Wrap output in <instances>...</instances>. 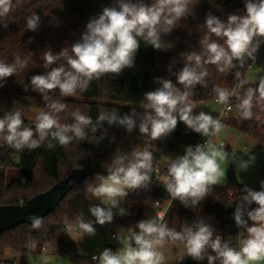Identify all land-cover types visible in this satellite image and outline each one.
<instances>
[{
    "label": "clouds",
    "instance_id": "1",
    "mask_svg": "<svg viewBox=\"0 0 264 264\" xmlns=\"http://www.w3.org/2000/svg\"><path fill=\"white\" fill-rule=\"evenodd\" d=\"M22 2L16 0L14 4L13 0H0V17L6 18ZM199 3L200 0H151L150 3H145V0H115L114 5L105 7L98 17L89 19L80 38L70 48L66 46L57 54L51 49L43 52L41 60L45 71L31 76L30 85L41 95L48 110L37 114L34 128L25 126L21 111H8L0 117V141L17 151L39 148L44 141H47L49 149L56 146L53 141L64 147L74 139L99 143L103 137L97 139L94 134L104 122L121 126L129 134L138 129L140 135L156 141L168 137L178 122H182L206 140L194 147L187 146L183 155L172 159L167 175L162 177V184L171 200L179 201L185 208L198 207L225 175L221 162L227 153L214 143V138L225 125L220 118L208 112L194 114L197 105L191 98L197 85L208 88L206 65H215L220 73L243 69L249 59L252 61L249 67L255 65L259 48L264 44V0H244L245 13L230 14L226 20L207 14L203 22L207 31L199 42L201 50L181 53L185 62L175 73V83L169 78H155L159 87L144 94L142 112L135 107L123 116L118 115L115 109L102 111L94 123L90 116L76 109L71 114L73 123L65 124L60 122L58 114L65 111L67 105L51 93L58 90L60 97L76 96L87 91L93 80L107 74L119 76L124 69L133 68L141 40L158 51L171 48L162 37L170 34ZM40 21L36 13L29 16L27 30L36 32ZM213 36L218 39H212ZM61 59L66 63L54 66ZM27 65L28 60L19 55L14 63L0 60V88L5 86L7 78L24 70ZM171 70L169 65L168 71ZM234 77L236 87L244 89L243 94L236 97L239 119L251 120L254 107L264 111V76L258 77L256 82L236 70ZM253 83L254 87L245 88V85ZM212 92L219 104H228L233 95L228 88L219 85L213 86ZM244 154L248 155V160L241 158L236 162L241 171H246L256 160L249 152ZM153 159L151 151L134 150L130 155H115L104 166L107 174H97L94 178L97 182L86 187V192L100 201V204L89 208L94 221L85 220L83 213L75 218L82 237L96 235L94 224H110L114 219V209L115 215L129 214L120 205L130 192L150 187ZM260 185L259 191L245 185L241 189L243 194L238 197L233 219L247 235L239 240L237 247L216 234L214 226L202 218L177 231L168 227L161 214L158 220L137 222L134 231L123 235L118 233L115 238L122 241V248L117 251L105 248L92 256V260L99 264H166L162 249L173 245L182 246L179 262L190 257L198 262L206 259L207 264H261L264 262V181ZM252 204L257 207L251 208ZM29 220V226L34 230L44 226L42 217L30 215ZM64 223L71 229L72 224L67 218Z\"/></svg>",
    "mask_w": 264,
    "mask_h": 264
},
{
    "label": "trees",
    "instance_id": "2",
    "mask_svg": "<svg viewBox=\"0 0 264 264\" xmlns=\"http://www.w3.org/2000/svg\"><path fill=\"white\" fill-rule=\"evenodd\" d=\"M151 0H145L150 3ZM16 3V0H13ZM115 0H23L13 8L6 18L0 17V60L6 63H14L15 57L28 60L27 67L18 71L14 76L7 78L5 86L0 88V117L8 111H13L14 99L33 105L40 110H48L41 95L31 89L30 78L33 75L43 74V61L41 56L46 49H51L54 54L59 53L64 47L75 43L85 30L90 18L98 17L105 7H111ZM36 13L40 16V27L36 32L27 30V18ZM218 16L226 20L230 14L243 15L245 13L244 0H200L190 15L179 22L178 26L165 37L166 44L172 47L158 51L150 45H145L141 40V46L137 52L134 67L124 69L119 76L107 74L99 80H93L87 91L76 96L60 97L58 90L51 93L54 98H59L67 105L65 111L59 113L61 123H73L72 112L79 109L83 114L96 122L102 111L118 110V115H125L135 107L142 112L144 94L155 90L159 84L155 78H169L176 82L175 73L184 66L185 57L181 53L191 51L199 52L200 40L207 31L203 22L207 14ZM7 24L5 28L3 25ZM31 38V43L29 40ZM212 39H218L215 36ZM223 43L222 40L219 41ZM66 63L63 59L57 61L54 66ZM169 65L172 67L168 71ZM208 69V88L197 85L194 97L191 101L205 99L206 92L213 96L212 88L215 85L230 89L235 83L233 69L230 73H220L215 65H206ZM242 73H244L242 71ZM179 86V85H178ZM248 86H255V83ZM244 89L238 88L232 100L231 113L239 117L236 105L239 103L237 96L243 94ZM251 120H240L238 129L255 143L264 142V111L259 107L253 108ZM24 120V119H23ZM25 126L34 128L35 124L24 120ZM99 143L73 140L67 147L56 145L47 147V141L36 149L25 148L17 151L9 148L0 141V172L3 177L7 170H14L16 174L7 183L0 186V205H16L21 200L25 202L30 197L47 190L56 182L67 177L74 169L83 167L89 162L90 173L77 183L61 200L54 211L44 217V226L39 230L32 229L29 224H21L0 234V254L6 250L26 253L32 244L37 252L42 247L52 245L55 253L71 252L73 264H94L89 257L78 255L73 244L66 241V231L69 228L64 220L67 218L72 224L73 230H78L75 218L83 213L85 220H93L89 208L100 201L86 192L88 184L96 183L97 174L106 175V166L115 155H130L134 150L141 151L144 141H150L149 150L158 156L166 138L152 140L147 135H140L138 129L132 133L118 125H108L104 122L94 134ZM89 136L91 133L89 132ZM172 143L167 145L170 150H176L179 143H195L200 139V134L188 129L178 122L177 128L169 135ZM229 180L225 184H217L212 187L210 195L196 208L183 207L179 214V224L176 228L181 231L186 225L191 226L199 219L211 223L225 240L237 234L238 227L232 218L238 197L242 195L241 189L246 185L239 183L233 169L228 167ZM253 190H261V185H247ZM160 186L152 183L148 189L130 192L127 201L132 198H148L158 196ZM102 206V205H101ZM257 207L255 204L251 208ZM128 215H115L113 222L121 224L128 229H135L137 222L143 220L139 210L134 207ZM127 210V208H125ZM247 219V217L245 216ZM251 224V221H249ZM96 224H94V227ZM138 231V229H137ZM247 233L243 229L242 238ZM110 248L111 246H106ZM13 260H2L0 264H13ZM207 264V260L194 261L190 257L178 264Z\"/></svg>",
    "mask_w": 264,
    "mask_h": 264
},
{
    "label": "rangeland",
    "instance_id": "3",
    "mask_svg": "<svg viewBox=\"0 0 264 264\" xmlns=\"http://www.w3.org/2000/svg\"><path fill=\"white\" fill-rule=\"evenodd\" d=\"M243 72L245 77L258 82V77L264 76V53H262L261 56L256 60L255 65H252L250 69H247ZM194 103L197 105V108L194 109V114H198L200 111H205L212 114L214 117H217L221 109V106L209 97H206L203 100L194 101ZM17 110L21 111L22 119L32 124H35V118L41 111L37 107L15 98L13 112ZM238 122L239 119L235 113H232L230 117H227L228 125L225 131L222 133V138L225 141L226 147L227 143L230 145V147L228 151L226 150V147L221 149L223 152L227 153V156L225 160L221 162V168L225 175L221 178L218 184H225L228 182L229 165L233 169V175L236 180L239 178L241 181H251V175L256 173L255 175H257L259 177V181H261V166L262 160H264V155L254 151L251 148L254 143L253 141L247 139L245 135L239 131L237 127ZM200 137L203 136L200 135ZM166 141L168 143L172 142L171 136H168ZM245 147H247V149H245ZM246 152H249V155H254L256 160L246 171H241L236 162L241 158L243 160H248V155L244 154ZM15 174L16 172L14 170H7L5 177H3L0 172V186L2 182L7 183L9 179H11V177H13ZM138 202L139 198H132L130 201L125 199V201L122 202L120 206L125 208L129 204V206L134 208L135 206H138ZM183 207L184 206L181 205L179 201H173L170 204L164 219V222L168 225V227L174 229L178 227L179 214ZM113 211H116V209ZM95 228L96 235L91 237L87 235L82 237L81 230H73L72 228L70 229L66 235V241L73 244L76 254L90 256L94 253L98 255L108 244L118 245V249H120L123 246L122 241L117 240L115 238L116 235L118 233L122 235L129 233L128 228L113 221L110 224L106 223L103 226L96 224ZM112 234H114V236H112ZM45 248L46 249L42 248L41 252L39 253L29 252L27 254L25 264H73V254L71 252L55 253L52 245H46ZM162 251L166 257V264L169 263L168 261H175V259L178 262L179 254L182 251V246L166 245ZM0 258H2V254H0ZM177 262H172V264H178Z\"/></svg>",
    "mask_w": 264,
    "mask_h": 264
},
{
    "label": "built area",
    "instance_id": "4",
    "mask_svg": "<svg viewBox=\"0 0 264 264\" xmlns=\"http://www.w3.org/2000/svg\"><path fill=\"white\" fill-rule=\"evenodd\" d=\"M262 53H264V44H261V46L259 48V51L257 54V59L261 56ZM247 63L252 64L251 59L248 60ZM248 64L245 65V68H243V69L238 68L236 70H239L242 72V71H245L247 69H250L252 66L249 67ZM236 84H237V81H235L234 85L229 89L231 92H233V95L230 97V101L228 104L217 103L215 96H213L210 92H206L207 97L212 98L217 104H219L221 106V109H220L217 117L221 119V121L225 125V127L219 133V135L214 138V143L220 149L226 147L225 141L222 138V133L225 131V129L228 125L227 124V117L232 110V100H233L235 93L238 89L236 87ZM205 140H206V138L202 137L195 143H179L176 150H170L169 148H167V145L172 143V142L168 143L166 141L164 144V148H162L160 150L159 155L155 156L153 154V156H154V159H153L154 171L152 173V183H154V184L156 183L157 185H159L160 190H159L158 196L148 197V198L144 197V198L139 199L138 206H136V208L139 210L143 219H157L158 220L159 216L161 214L163 215V218L165 219V216L167 214L169 206L173 202V200L170 199L167 191L163 187L162 177L167 175V169H168V166H169L171 160L175 159L177 156L183 155L185 152V148L187 146H193L194 147L197 144L204 143ZM142 143H143L142 144L143 148L141 149V151H143V150L150 151L149 150L150 141H144ZM251 148L254 151H257V152L261 153L262 155H264V142L255 143ZM245 149H247V147H245ZM167 152H169V153H167ZM21 203H23V202L20 200L19 204H21ZM232 218H233V216H232ZM69 231H70V229L67 228L66 235L68 234ZM130 231H134V230L129 229V232ZM242 232H243V229L238 228L237 234L234 237L229 239V241L231 242L233 247L238 246L239 240L242 239ZM112 236H114V234H112ZM42 248L45 249V247H42ZM94 255H96V254H93L92 256H94ZM92 256H91V260H92ZM13 264H19V263L14 262ZM181 264H184V263H181Z\"/></svg>",
    "mask_w": 264,
    "mask_h": 264
},
{
    "label": "water",
    "instance_id": "5",
    "mask_svg": "<svg viewBox=\"0 0 264 264\" xmlns=\"http://www.w3.org/2000/svg\"><path fill=\"white\" fill-rule=\"evenodd\" d=\"M89 173L90 165L86 162L83 167L74 169L67 177L25 202L16 205H0V234L21 224H30V215L44 218L54 211L64 196ZM132 210L133 207L128 208L129 212Z\"/></svg>",
    "mask_w": 264,
    "mask_h": 264
},
{
    "label": "crops",
    "instance_id": "6",
    "mask_svg": "<svg viewBox=\"0 0 264 264\" xmlns=\"http://www.w3.org/2000/svg\"><path fill=\"white\" fill-rule=\"evenodd\" d=\"M231 112H230V114L228 115V117H230L231 116ZM238 119H239V117H238ZM239 123V122H238ZM237 127H238V125H237ZM245 137L247 138V139H249L250 141H252L248 136H246L245 135ZM200 138H202V137H200ZM253 143L255 144V142L253 141ZM229 147H230V145L227 143V147H226V150L228 151L229 150ZM262 174H261V181H264V160H262ZM256 173H253L252 175H251V181H241L239 178H237V181L239 182V183H242V184H246V185H258V184H260V182L261 181H259V177L257 176V175H255ZM130 207H132V206H129V204H128V206L127 207H125V208H127V211H128V208H130ZM134 209V208H133ZM129 212V211H128ZM106 246H111L112 248H113V251H117L118 250V245H111V244H108V245H106ZM105 246V247H106ZM105 247H104V249H105ZM46 249V248H45ZM29 252H35V253H39V252H37L33 247H31L25 254L24 253H20V252H15V251H11V250H6V251H4L3 253H2V260H8V259H10V260H13L14 262H18L19 264H25V260H26V257H27V254L29 253ZM94 254V253H93ZM93 254H91L90 256H86V257H89L90 259H91V256L93 255ZM92 261V260H91ZM94 264H99V262L98 261H92ZM169 263L168 264H172V262H177V260L175 259V261H168ZM179 262V261H178ZM177 262V263H178ZM261 264H264V262H261Z\"/></svg>",
    "mask_w": 264,
    "mask_h": 264
}]
</instances>
